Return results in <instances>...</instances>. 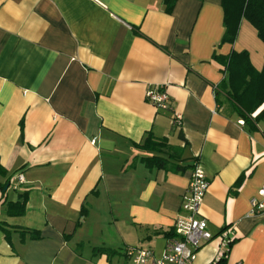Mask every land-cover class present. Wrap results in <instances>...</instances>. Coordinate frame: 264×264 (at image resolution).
Here are the masks:
<instances>
[{"label":"crops","instance_id":"0c3cea01","mask_svg":"<svg viewBox=\"0 0 264 264\" xmlns=\"http://www.w3.org/2000/svg\"><path fill=\"white\" fill-rule=\"evenodd\" d=\"M171 9L0 0V163L22 176L0 189V264H130V246L160 255L195 162L212 235L195 264H264V211L250 209L264 184V120L253 130L216 96L226 75L214 58L246 50L261 70L264 42L244 18L222 42L221 0ZM158 84L165 111L145 99ZM146 135L164 146L146 147ZM22 192L24 213L6 215Z\"/></svg>","mask_w":264,"mask_h":264},{"label":"trees","instance_id":"16d2710c","mask_svg":"<svg viewBox=\"0 0 264 264\" xmlns=\"http://www.w3.org/2000/svg\"><path fill=\"white\" fill-rule=\"evenodd\" d=\"M176 0H163L166 12H171ZM223 9L224 32L222 42L233 43L242 18L246 19L257 32V36L264 42V0H221ZM223 66L225 80L217 86L216 96L220 93L228 100L230 110L242 118L243 123L251 129H258L257 123L264 120V66L256 70L246 50H232L226 55H214ZM218 100V99H217ZM146 135L143 144L146 147L152 143L153 148L160 149L164 145L156 143ZM147 162L162 165V158L152 156ZM11 176H7L6 169L0 163V189L5 191L9 187ZM7 188L5 189V187ZM26 192L18 195L14 202H6V215H21L25 210ZM225 256L221 255L212 264H226Z\"/></svg>","mask_w":264,"mask_h":264},{"label":"built area","instance_id":"2783aa9c","mask_svg":"<svg viewBox=\"0 0 264 264\" xmlns=\"http://www.w3.org/2000/svg\"><path fill=\"white\" fill-rule=\"evenodd\" d=\"M145 99L159 110L169 108V95L161 84L149 88ZM175 119L178 120V116ZM191 168L186 191L182 194V214L175 218L174 233L167 239L163 252L156 255L149 248L127 247L125 253L130 264H195L197 250L212 238L206 220L200 215L209 180L200 163L195 162ZM19 181H22L21 174H13L11 183L14 185ZM256 192L257 196L250 199V209L254 214L264 211V184Z\"/></svg>","mask_w":264,"mask_h":264},{"label":"water","instance_id":"95a60500","mask_svg":"<svg viewBox=\"0 0 264 264\" xmlns=\"http://www.w3.org/2000/svg\"><path fill=\"white\" fill-rule=\"evenodd\" d=\"M7 188V186L5 187V189Z\"/></svg>","mask_w":264,"mask_h":264}]
</instances>
